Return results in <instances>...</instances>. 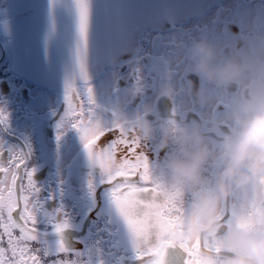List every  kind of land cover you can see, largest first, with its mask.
<instances>
[{"label": "snow or ice", "instance_id": "1", "mask_svg": "<svg viewBox=\"0 0 264 264\" xmlns=\"http://www.w3.org/2000/svg\"><path fill=\"white\" fill-rule=\"evenodd\" d=\"M92 6L93 0H32L23 5L7 0L0 5V48L13 63L28 44H39L45 11L43 55L49 59L54 52L48 67L37 58L30 71L37 90L28 89L27 101L20 95L26 85L0 80L9 89H0V264H113V259L116 264H169V253L176 249L183 254L182 264H197L195 253L210 247L209 238L162 239L166 230L183 232L184 226L177 222L178 214H170L151 174L149 152L157 150L115 118L103 85L93 83L104 42L99 31H92ZM248 7L250 15L259 7L264 26V0H249ZM20 8L28 13L22 34L13 26ZM65 15L72 23L61 33L58 17ZM132 47H122L121 58L103 68L117 85L138 71L128 77L122 72V56L131 54ZM170 115L177 116L175 107ZM46 127L52 128L57 152L70 131L81 142L88 165V206L82 217L73 216L65 204L72 176L66 179L58 156L49 175L38 179L49 164L43 151L36 156L33 138L42 142ZM261 185L259 198L253 194V212L258 199L264 203V178ZM221 211L226 223L237 218L234 203H225ZM92 213L96 215L90 220Z\"/></svg>", "mask_w": 264, "mask_h": 264}, {"label": "flooded vegetation", "instance_id": "2", "mask_svg": "<svg viewBox=\"0 0 264 264\" xmlns=\"http://www.w3.org/2000/svg\"><path fill=\"white\" fill-rule=\"evenodd\" d=\"M6 2L7 0H0V5ZM15 2L23 5L32 0ZM248 3L249 0H93L91 28L93 32H100L104 42L98 58L100 71L94 72L93 83L103 85L107 94L106 102L115 109V118L126 122L138 135L137 125L131 120H123V113H127L129 117L143 113L157 124L163 120L189 127L196 123L210 139L218 138L222 131V125L218 121L231 103L232 93L207 84L203 79L198 80L185 66V62L189 48L197 41H205L212 45L219 58L231 54L264 68V26L261 24L260 9L257 7L256 15H250ZM27 16L24 8L13 15V26L21 34L25 30ZM71 23L70 16L65 15L63 19L58 17L61 33L65 25ZM47 30L45 11L39 44L35 40L28 44L15 63L0 48V80L12 79L17 86L26 85L20 93L25 101L28 100V89L37 90L30 73L37 58L45 67L54 61V52L49 59H45L43 55L42 38ZM126 45L133 47L131 54L122 56L126 64L122 69L123 75L128 77L132 75L133 69L138 71L131 79H119L117 85L116 77L105 73L103 68L109 62L121 58L119 50ZM52 47L54 49L55 44ZM137 80L143 85L142 91H127V86ZM117 87L120 89L119 94L115 91ZM166 87H171L173 94L160 95ZM0 89L8 93V84H0ZM198 89H201L199 93ZM145 106L151 107L152 112L145 111ZM173 107L177 112L175 118L170 115ZM139 137L141 138L140 135ZM142 140L157 150L155 154L149 152L154 169L163 153L154 141ZM33 142L36 156H40L43 151L49 164L42 169L43 175L38 176V179L42 180L49 175L58 156L66 179L69 173L72 176L65 204L73 216L82 217L88 206L85 193L88 165L78 136L74 132H68L61 141L59 152L51 127L44 129L42 142L35 137ZM231 200L234 201L235 196ZM225 203L232 204L231 201ZM95 215L96 213H92L89 219H94ZM101 223L103 221L98 222L97 227ZM82 246L76 245L77 248ZM182 258L183 254L179 249L170 251L169 264H182ZM113 264H116L115 259Z\"/></svg>", "mask_w": 264, "mask_h": 264}, {"label": "clouds", "instance_id": "3", "mask_svg": "<svg viewBox=\"0 0 264 264\" xmlns=\"http://www.w3.org/2000/svg\"><path fill=\"white\" fill-rule=\"evenodd\" d=\"M185 66L198 80L232 93L218 121L222 125L218 138L210 139L196 123L157 124L143 113L122 114L123 120L137 125L142 139L154 141L163 153L151 174L184 231L168 229L162 239L179 242L207 236L210 247L196 251L197 264H264V203L258 199L252 211L253 194L259 198L264 178V68L231 54L219 58L205 41L189 48ZM142 89L137 80L126 90ZM171 94V87L160 93ZM145 111L152 109L145 106ZM229 201L237 213L230 224L221 211Z\"/></svg>", "mask_w": 264, "mask_h": 264}]
</instances>
